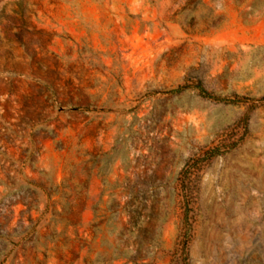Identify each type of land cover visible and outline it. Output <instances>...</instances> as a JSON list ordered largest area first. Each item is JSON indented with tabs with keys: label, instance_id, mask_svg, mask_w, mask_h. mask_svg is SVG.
<instances>
[{
	"label": "rangeland",
	"instance_id": "rangeland-1",
	"mask_svg": "<svg viewBox=\"0 0 264 264\" xmlns=\"http://www.w3.org/2000/svg\"><path fill=\"white\" fill-rule=\"evenodd\" d=\"M0 264H264V0H0Z\"/></svg>",
	"mask_w": 264,
	"mask_h": 264
}]
</instances>
